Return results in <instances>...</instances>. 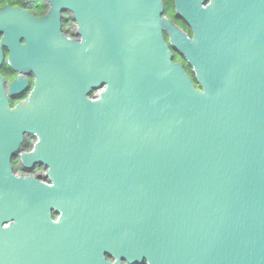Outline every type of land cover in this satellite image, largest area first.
<instances>
[{"label": "water", "instance_id": "obj_1", "mask_svg": "<svg viewBox=\"0 0 264 264\" xmlns=\"http://www.w3.org/2000/svg\"><path fill=\"white\" fill-rule=\"evenodd\" d=\"M50 1V15L71 8L83 28L91 1L95 16L109 6L108 89L93 114L59 112L57 48H9L37 80L11 109L0 72V264H109V251L128 264H264V0H174L193 41L163 16V0ZM241 8L247 18L235 19ZM243 21L252 48H175L194 79L165 48L163 29L172 44H232ZM0 35V69L2 45L46 40L9 4ZM17 127L39 136L28 157L51 163L49 182L13 174L18 142L1 136ZM79 160L88 171H69Z\"/></svg>", "mask_w": 264, "mask_h": 264}, {"label": "flooded vegetation", "instance_id": "obj_2", "mask_svg": "<svg viewBox=\"0 0 264 264\" xmlns=\"http://www.w3.org/2000/svg\"><path fill=\"white\" fill-rule=\"evenodd\" d=\"M209 3L206 0L203 3L205 7ZM9 4L14 8L27 11L36 23L42 29L46 40L42 44H26V39L22 38L20 44L2 45L4 48V61L1 65V75L4 80L6 93L9 97V105L14 109L21 103L29 101L33 92L36 89V72L34 68L25 67L22 63L15 60V56L10 61L11 50L9 48H57V54L60 59L59 73L60 76L56 80L55 87V103L59 112L70 113L69 111L88 115L93 114L96 110L97 103L101 99L100 93L108 89V75L106 73V66H108V48H111V39L109 36L108 21L106 22L105 11H108L109 6L102 5L99 9L100 14L94 15V5L91 1L90 17L92 21L88 27L83 28L73 9L64 7L60 9V17L56 19L55 16L50 15L52 4L50 0H5L3 5ZM165 4V3H164ZM98 9V8H96ZM98 9V10H99ZM244 17H243V14ZM163 16L168 18L172 24L178 29L182 30L184 35L189 40H195L196 36L194 26L183 17H180L175 9L171 12H166V6ZM248 14L240 9V12L235 14V19L247 18ZM97 21H93L96 20ZM225 25L224 23H222ZM247 23L243 21L239 30L233 33L232 44L208 45V44H187L179 45L172 44L170 35L167 30L163 29V35L167 46L172 53L174 61H181L187 73L194 79L192 67L188 63L186 57L175 48H252L249 45L250 36L244 26ZM2 35H0V40ZM72 41V42H68ZM199 41H202L199 39ZM99 67H101V79H99ZM22 75L24 82L22 85L11 84L16 80L17 76ZM100 83L97 85L96 83ZM10 88L14 90L10 92ZM43 99L47 98V92L51 88L47 86L41 87ZM103 112L108 111V100L102 95L101 100ZM71 107V109H69ZM39 112V111H38ZM43 116L48 115V111L43 109L41 111ZM23 127L15 128L10 134L1 136L4 143H9L8 146H13L18 142V148L13 152L10 160L13 174L17 177H33L39 181L49 182L51 163L46 161H30L28 155L35 150L37 143H39V136L35 132L22 130ZM48 135H46L47 137ZM76 136L84 139L92 138L93 134L78 133ZM45 137V138H46ZM78 143L79 142L77 139ZM52 145V141L45 142ZM69 171H75L78 174H83L88 171L90 165L87 161L79 160L70 166ZM58 217V216H57ZM102 256L109 264H128L124 257H118L112 252H103ZM145 264V263H137Z\"/></svg>", "mask_w": 264, "mask_h": 264}, {"label": "trees", "instance_id": "obj_3", "mask_svg": "<svg viewBox=\"0 0 264 264\" xmlns=\"http://www.w3.org/2000/svg\"><path fill=\"white\" fill-rule=\"evenodd\" d=\"M166 6V12H171L174 9V0H163ZM5 0H0V5H3Z\"/></svg>", "mask_w": 264, "mask_h": 264}]
</instances>
